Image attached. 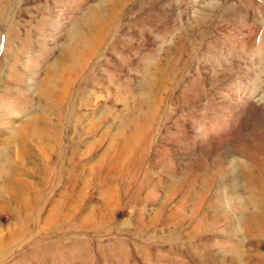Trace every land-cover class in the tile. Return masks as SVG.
Listing matches in <instances>:
<instances>
[{"label":"rangeland","instance_id":"1","mask_svg":"<svg viewBox=\"0 0 264 264\" xmlns=\"http://www.w3.org/2000/svg\"><path fill=\"white\" fill-rule=\"evenodd\" d=\"M0 264H264V0H0Z\"/></svg>","mask_w":264,"mask_h":264},{"label":"bare ground","instance_id":"2","mask_svg":"<svg viewBox=\"0 0 264 264\" xmlns=\"http://www.w3.org/2000/svg\"><path fill=\"white\" fill-rule=\"evenodd\" d=\"M94 13H93V15L95 16L96 14V12L95 11H93ZM76 65V64H75ZM61 71V70H60ZM64 69L62 68V72H60L59 73V79H60V81L62 82V87H61V89L63 88H65L67 85H68V80L65 78V75H64ZM48 90L50 89V91H51V89H52V87H51V85H48V88H47ZM31 120H27V121H25V123H24V128H25V126H27V125H31ZM34 134H37V129H35V131H34ZM43 140V139H42ZM38 143V142H37ZM41 145H42V143H41ZM49 146V145H48ZM22 150V149H21ZM23 152V151H22Z\"/></svg>","mask_w":264,"mask_h":264}]
</instances>
